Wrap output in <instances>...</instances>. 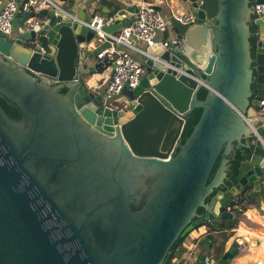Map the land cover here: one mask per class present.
<instances>
[{
    "label": "water",
    "instance_id": "1",
    "mask_svg": "<svg viewBox=\"0 0 264 264\" xmlns=\"http://www.w3.org/2000/svg\"><path fill=\"white\" fill-rule=\"evenodd\" d=\"M89 1L24 11L13 36L0 34V99L21 115L0 106V264H163L180 237L230 220L245 189L251 200L264 194V20L254 0H182L193 22L170 21L180 43L147 49L156 60L117 109L86 87L105 66L88 47ZM127 12L103 31L128 27ZM236 149L245 160L233 182ZM238 248L194 264H231Z\"/></svg>",
    "mask_w": 264,
    "mask_h": 264
},
{
    "label": "built area",
    "instance_id": "2",
    "mask_svg": "<svg viewBox=\"0 0 264 264\" xmlns=\"http://www.w3.org/2000/svg\"><path fill=\"white\" fill-rule=\"evenodd\" d=\"M120 2L124 4V7H120L117 14L107 17L97 14V10L95 11L96 4H92L93 6L90 10L91 18L85 23L94 32L93 39L88 47L96 51L97 61L105 60L104 65H109L111 68L110 83L104 91L105 101H108L107 99L112 96L120 97L125 88L132 90L138 86L145 72L143 66L146 61L148 59L156 60L147 52V49L156 45L158 35L165 34L167 25H169L160 15L157 5L150 3L148 0H125ZM254 2L259 19L264 20V0L262 3H257L256 0ZM52 5L54 4L50 0H28L22 4V10L23 12L30 11L31 15H33L35 12L47 9ZM127 5L128 7H134L133 22L128 27L121 28L114 33L104 32V26L118 23V16L122 17V14H127L130 17L126 9ZM19 11L20 5L17 0H0V34L4 36L12 34L13 20ZM63 14L74 22L83 23L76 15H70L64 11ZM193 18V13H171L170 15V21L173 19L183 25L191 24ZM33 22L34 18L30 17L26 20L25 26L32 27ZM180 40L177 35L161 43L164 48H168L169 45H178ZM136 42L144 44L145 49L139 48ZM105 44L107 45L105 46ZM132 52L142 57L143 64L132 57ZM117 104L112 103L109 106L117 109ZM260 108L264 109V100L260 102ZM194 239L196 240V238ZM255 264H264V257L257 259Z\"/></svg>",
    "mask_w": 264,
    "mask_h": 264
},
{
    "label": "crops",
    "instance_id": "3",
    "mask_svg": "<svg viewBox=\"0 0 264 264\" xmlns=\"http://www.w3.org/2000/svg\"><path fill=\"white\" fill-rule=\"evenodd\" d=\"M17 1H18L19 5H21V4L26 3L28 0H17ZM39 1H41V0H39ZM50 1L55 3V4H57V2H58L57 0H50ZM92 4H96V7L98 6L99 9L97 10L95 7V11L100 10L102 14H110L114 10V8L117 7L120 10V7H124V4L121 3L119 0H90L87 3V15L88 16H90L89 14H90V12H91L90 10L93 6ZM128 8L129 7L127 5L126 9H128ZM157 8L160 10V7L158 5H157ZM119 10H117V12ZM117 12H116V14H117ZM122 18H123V21H126L127 19H129L127 14H122ZM88 21L89 20H87V22ZM18 28H19V26L17 25V29ZM177 35H178L177 32L172 28L171 38H173ZM167 39H169V38H167L166 33L165 34H159L156 41L162 42V41H165ZM136 44L138 45L139 48H141L143 50L145 49L144 44H140V43L138 44V42H136ZM106 45L107 44H105V46ZM110 77H111L110 66L109 65L104 66L100 71L95 72L94 74H92V76H90L88 78V80H86V82H85L86 87H88L90 90L95 91V92H102V91H104V87L107 85V82L110 81L109 80ZM263 111H264V109H263ZM249 200H251V199H249ZM251 201L254 202V204L252 206H249L246 203L245 206H242L245 208H243L244 210L242 211L241 214L238 215L237 213L234 212L235 215L237 216V218L235 220L239 221V218L241 216H244L250 222V224H252V225L257 224L256 229L251 228V227L249 228V225L247 223L248 226L245 228L235 226V224H233V226L230 230L227 229V230H220L219 231V233H221V234H224V233L228 234V232H231L230 235H227L228 238H227V236H223V239H222L223 242L222 243H225L223 251H225L227 249V247L231 243H233V241H235V240L238 243L239 247L241 246V249L240 248L238 249V250H240L239 255L235 259H233L234 261L232 260L231 264H255V261L257 259L264 257V194H259L258 196L254 197V199ZM257 203H259V204L256 205ZM215 225L218 226V224H215ZM191 236L194 238L193 235H191ZM190 241L193 242L194 240H190ZM190 241L188 242L189 244H191ZM195 242H196V240H195ZM220 245L221 244H218V247H219L218 252H220ZM193 263H194V260L193 261L190 260L189 264H193Z\"/></svg>",
    "mask_w": 264,
    "mask_h": 264
},
{
    "label": "rangeland",
    "instance_id": "4",
    "mask_svg": "<svg viewBox=\"0 0 264 264\" xmlns=\"http://www.w3.org/2000/svg\"><path fill=\"white\" fill-rule=\"evenodd\" d=\"M57 1H58L57 5H64L66 3V0H57ZM120 1H125V0H120ZM148 1L150 3L158 5L160 7V10H159L160 15L162 16V18L165 20V22L167 24L169 23V25H167V32H166L167 38H169V39L172 36V25L170 23V15H171V13H180V14L193 13L194 14V10L191 7L187 6L185 4V2L182 1V0H148ZM96 9L98 10L99 7L97 6ZM97 14H100V13L97 11ZM89 15H91V12H90ZM102 16L107 17L105 15H102ZM18 20H19L18 16H16V18L13 20V24H12L13 32H12L11 36H13V34H15V31L17 29V24L16 23H17ZM139 43L140 42H138V44ZM140 44H142V43H140ZM94 53L96 54V51ZM131 55H132V57L135 60H137V61H139V62H141L143 64V59H142V57L140 55H138V54H136L134 52H132ZM143 69L144 70L146 69L145 65L143 66ZM109 80H110V78H109ZM109 83H110V81L107 82V85L104 87V91L106 90V88H107ZM104 91H102L103 97H104ZM107 100L108 101H106V102L108 104H112V103L113 104H117V102H120L121 98L118 97V96H112L110 99H107ZM258 204L259 203H257L256 205H258ZM243 208H245V207H243ZM243 208L241 207L240 209H238L239 211L238 210H233V211L239 215V214L242 213V211H243L242 209ZM247 223L249 225V228L251 227V228H255L256 229L257 224H253V225L250 224V222L244 216H241L239 218L238 226L242 227V228L243 227L245 228V227L248 226ZM202 226H204V224ZM210 226H211V228H213V226L216 227V225L213 224V223ZM206 229H207V227H206ZM208 231H209V229H207V232ZM230 234H231V232H228V234L227 233L221 234V233H219V231H216L215 233L209 234L208 237L211 236V237H213V239L215 238V241H218L219 244H221L220 245V252H221V251H223L224 245H225V243H222L223 242V240H222L223 236H227V235H230ZM191 235L197 237V233H196L195 229L192 232H190L188 234V236L185 238V242H183V244H182L183 248H182V250L180 252V255L175 260L177 263L189 264L190 260L191 261L194 260V256L196 255L198 249H196L197 243L195 242V239ZM227 238H228V236H227ZM190 240H194V241L191 242ZM189 241H190L191 245L188 243ZM233 242H236V240L233 241ZM173 264H175V263L173 262Z\"/></svg>",
    "mask_w": 264,
    "mask_h": 264
},
{
    "label": "trees",
    "instance_id": "5",
    "mask_svg": "<svg viewBox=\"0 0 264 264\" xmlns=\"http://www.w3.org/2000/svg\"><path fill=\"white\" fill-rule=\"evenodd\" d=\"M252 6L254 5V2H251ZM117 10H119V8H114V10L112 11V13L110 14H102L101 11L99 10L98 12L101 14V15H105V16H110V15H115ZM23 13V10H22V4L20 5V11L18 13V18L20 19L21 18V15ZM207 94V90L205 89H201V91L199 92L198 94V99L199 100H203L205 98ZM0 106L2 108V110L5 112V114L12 120L14 121H20L21 120V115L19 114L18 111H16L14 108H12L11 106H9L8 104H6L2 99H0ZM200 114H201V110L198 109V110H194L187 118V121H186V126H185V129H184V132L182 134V143L185 142V140L188 138V136L190 135V133L192 132V129L194 128V126L196 125L199 117H200ZM245 158L244 155H242V152L240 150H235L234 154L232 155V157H230V170H229V176L231 177V181L234 182V176L237 172V168L239 166V163L241 160H243ZM218 161L215 163L214 167H213V170L211 172V176L212 174L214 173V171L216 170L217 166H218ZM210 176V178H211ZM209 178V179H210ZM232 185V182H229V186ZM245 199H242L240 200L239 202L238 201H234L231 203L230 206H235V205H240L242 204V202H244ZM246 203L249 205V206H252L254 204V202H252L251 200L247 199L246 200ZM244 210V209H242ZM199 211H201L199 209ZM198 211V212H199ZM233 224H235V226H238V221L237 220H234L232 222H223V223H220L218 226L214 227L213 226V230L216 232V231H220V230H230L233 226ZM188 236V235H187ZM186 236V237H187ZM179 238L171 247L168 255L166 256L165 260H164V263L163 264H173V262L175 264H181V263H177L175 261V259L180 255V252L183 248L182 244L184 242V239L186 238ZM206 240H213V238L211 236H209ZM207 243L209 245H211L213 243V241H207Z\"/></svg>",
    "mask_w": 264,
    "mask_h": 264
},
{
    "label": "flooded vegetation",
    "instance_id": "6",
    "mask_svg": "<svg viewBox=\"0 0 264 264\" xmlns=\"http://www.w3.org/2000/svg\"><path fill=\"white\" fill-rule=\"evenodd\" d=\"M254 19H255V16H254ZM250 33H251V35H250L249 42H250V46H251V54L254 57V52H255V49H256L255 45H256V42L258 40V30H257V27L254 26V25H251L250 26ZM236 150H238V149H236ZM239 150L241 151V149H239ZM230 157H232V155ZM243 160H245V159H243ZM243 160H241L240 163ZM249 192L250 191L248 189H245V191H243L239 195V197L237 199H235V202L236 201L239 202L240 200L245 199V201L242 202L241 206L240 205L230 206L231 204H229V206L227 207L229 209V211H231V212L234 213L233 210H238L242 206H245L246 205V200L247 199H250ZM214 194H215V192L206 200V202H208L210 200V198ZM256 196H258V194H255L254 197H256ZM200 210L201 211L198 210L199 212L197 211V214L199 215L198 218L203 217V215H204V210L203 209H200ZM205 224H204V226H199V227H197L195 229L196 230V233H197V237L194 236V238H196V243H197L196 249L198 248V250H197L196 255L194 256V263L197 262V260H198V258H199L200 255H204L205 256V259H209L210 261H212V260L219 259L223 255V253H224V251L218 252L219 251V247H218L219 242L218 241H215V238L213 240H206L208 238V235L211 234V233H215V231L213 230V228H211V226H210L211 223H205ZM206 227H207V229H209L208 232H207ZM207 241H213V243L211 245H209L207 243ZM184 242H185V239H184Z\"/></svg>",
    "mask_w": 264,
    "mask_h": 264
},
{
    "label": "bare ground",
    "instance_id": "7",
    "mask_svg": "<svg viewBox=\"0 0 264 264\" xmlns=\"http://www.w3.org/2000/svg\"><path fill=\"white\" fill-rule=\"evenodd\" d=\"M237 218V216L235 215V214H233V215H231V218H230V220H228V221H226V222H232V221H234L235 219ZM220 223V221H218L217 223H213V224H219ZM240 249H241V246L239 247ZM238 248V249H239ZM240 250H238V253L235 255V257H234V259L239 255V252ZM234 261V260H233Z\"/></svg>",
    "mask_w": 264,
    "mask_h": 264
}]
</instances>
